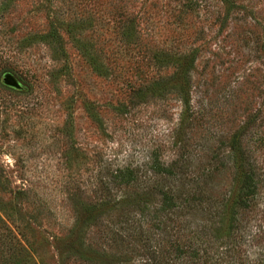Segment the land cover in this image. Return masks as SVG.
Returning <instances> with one entry per match:
<instances>
[{"label":"rangeland","instance_id":"rangeland-1","mask_svg":"<svg viewBox=\"0 0 264 264\" xmlns=\"http://www.w3.org/2000/svg\"><path fill=\"white\" fill-rule=\"evenodd\" d=\"M191 52L184 101L168 65ZM236 133L257 185L238 260L256 264L264 0H0V219L36 264H155L147 252L174 244L233 253L212 225H227Z\"/></svg>","mask_w":264,"mask_h":264},{"label":"trees","instance_id":"trees-1","mask_svg":"<svg viewBox=\"0 0 264 264\" xmlns=\"http://www.w3.org/2000/svg\"><path fill=\"white\" fill-rule=\"evenodd\" d=\"M197 58V52H191L189 54H182L179 56L170 57L171 63L170 67H172V75L170 80H175L179 82V85L182 88V93L185 98L188 96V87H189V74L192 71L193 65ZM240 134L236 133L231 140V150L233 156V164L235 168V182L232 192L229 194V197L226 200V203L222 205V207H226L229 210V215L227 219V225L223 228L222 223L220 222V226H217L219 223V218L216 219V222L212 226H216L217 232L224 230L225 237L228 239L235 240L236 245L233 253L228 248H224L221 252L216 253V259H214V252L211 253L209 251V247L203 249L189 248L183 250L180 246L174 244V248H170L171 250L162 251L150 249L151 253L147 252L148 256L153 260L152 262L155 264H160L159 262H163V264H251L247 259H239V247L241 244L240 238L242 235H245V231L247 228L248 221H245L246 217L253 211L255 206V197L257 195V185L254 179L253 171L250 167L249 159L247 155L244 153L241 146ZM107 208L105 204L100 205L99 208H91V210H101V212ZM221 211H219L218 217ZM102 214V213H100ZM95 218V217H93ZM126 220L122 222L123 226H125L124 230L126 232V236L129 237L135 233V229L132 226V223ZM87 222L85 219L77 218L74 229L79 230L82 229L83 226ZM0 225L3 227L5 232L2 240V248L0 249V264H36L31 257V252L29 248L25 247L18 238L14 235L13 231L4 226L2 220L0 219ZM204 234V233H202ZM205 235V234H204ZM139 241L141 237H138ZM236 239H238L236 241ZM144 241H148L144 239ZM206 243V241H204ZM203 244V242L201 243ZM78 250H81L82 254H79L78 257L81 259L85 258L84 254L87 255L89 253L88 247L85 246L82 240L77 242ZM148 249L150 247H147ZM147 249V250H148ZM84 252V253H83ZM221 256V258H220ZM262 258L259 263L256 264H264V253L260 255ZM98 257L95 260H92L93 264H105L103 258ZM88 259V258H87ZM109 260V259H108ZM218 260V261H217ZM113 264V262H112ZM252 264H255L252 262Z\"/></svg>","mask_w":264,"mask_h":264},{"label":"water","instance_id":"water-1","mask_svg":"<svg viewBox=\"0 0 264 264\" xmlns=\"http://www.w3.org/2000/svg\"><path fill=\"white\" fill-rule=\"evenodd\" d=\"M4 83L6 85H9V86H12V87H18V85L16 84V82H14L9 76H5Z\"/></svg>","mask_w":264,"mask_h":264}]
</instances>
